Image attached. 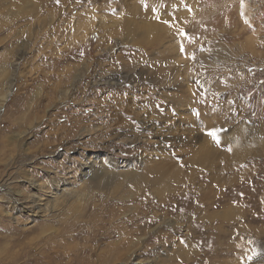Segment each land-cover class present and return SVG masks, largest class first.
Returning <instances> with one entry per match:
<instances>
[{
	"label": "rangeland",
	"instance_id": "obj_1",
	"mask_svg": "<svg viewBox=\"0 0 264 264\" xmlns=\"http://www.w3.org/2000/svg\"><path fill=\"white\" fill-rule=\"evenodd\" d=\"M0 264H264V0H0Z\"/></svg>",
	"mask_w": 264,
	"mask_h": 264
},
{
	"label": "bare ground",
	"instance_id": "obj_2",
	"mask_svg": "<svg viewBox=\"0 0 264 264\" xmlns=\"http://www.w3.org/2000/svg\"><path fill=\"white\" fill-rule=\"evenodd\" d=\"M84 27V26H83ZM11 93H12V85L10 86V88H8V91H7V93H6V95L3 97V101H7V99L9 98V96L11 95ZM168 114H166V115H163V116H161V121L164 119V118H167L168 116H167ZM155 121V120H154ZM169 123H170V120L166 123L167 125H169ZM235 140L236 141H238V142H244V143H248L249 141H250V138L245 134V135H243L242 137H239V136H236L235 137ZM223 168H224V166H222ZM232 167V169H236L237 167H235V166H231ZM229 169V168H228ZM93 172H94V174H93V178L91 179V181H92V183H94V184H97V185H103V186H109V185H111V184H113L118 178H119V174H113V176L112 177H109V175L107 174V173H102V172H100V170L99 171H97V170H95L93 167H92V169H91ZM97 172H99V173H97ZM105 172V171H104ZM107 174V175H106ZM128 176V175H127ZM105 177V178H104ZM64 191V190H63Z\"/></svg>",
	"mask_w": 264,
	"mask_h": 264
}]
</instances>
